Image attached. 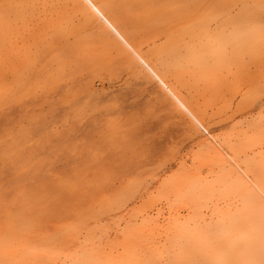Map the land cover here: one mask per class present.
<instances>
[{
  "label": "rangeland",
  "instance_id": "374dc122",
  "mask_svg": "<svg viewBox=\"0 0 264 264\" xmlns=\"http://www.w3.org/2000/svg\"><path fill=\"white\" fill-rule=\"evenodd\" d=\"M92 2L212 138L84 0H0V264H264V0Z\"/></svg>",
  "mask_w": 264,
  "mask_h": 264
},
{
  "label": "bare ground",
  "instance_id": "6f19581e",
  "mask_svg": "<svg viewBox=\"0 0 264 264\" xmlns=\"http://www.w3.org/2000/svg\"><path fill=\"white\" fill-rule=\"evenodd\" d=\"M84 2L92 9V11L98 16V18L107 25L111 31L115 34V36L127 47L129 51L135 56V58L139 61V63L149 72V74L153 77V79L157 82V84L162 87L172 98L173 100L187 113V115L193 120V122L205 133L207 136L209 135L208 132L203 128L199 120L195 117V115L185 106V104L174 94V92L166 85L163 79L147 64V62L130 46V44L125 40L122 34L115 28V26L104 16L102 11L92 2V0H84ZM244 34L239 36H243ZM238 37V36H237ZM224 41H231L229 37L223 38ZM251 42V41H250ZM239 50V48H238ZM237 51V50H236ZM237 53H239L237 51ZM220 55V54H219ZM178 56V55H177ZM218 56V55H217ZM180 58V54L178 56ZM182 59H184V56ZM181 59V60H182ZM178 61V60H177ZM209 138H212L210 135ZM213 144H217L214 139H212ZM219 145L217 144L216 147ZM220 148V147H218ZM220 150V149H219ZM223 149L221 148V151ZM226 152V151H224ZM225 154V153H224ZM225 156V155H224ZM229 156V160H230ZM232 162V161H230ZM233 163V162H232ZM234 164V163H233ZM242 177L246 180V182L255 190L258 196L264 200V191L252 180L250 179L241 169H239Z\"/></svg>",
  "mask_w": 264,
  "mask_h": 264
}]
</instances>
